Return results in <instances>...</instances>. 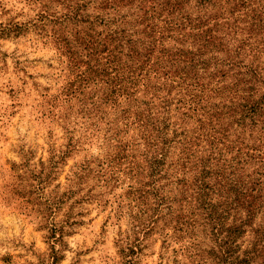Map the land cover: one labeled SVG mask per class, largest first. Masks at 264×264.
I'll use <instances>...</instances> for the list:
<instances>
[{
    "label": "trees",
    "instance_id": "trees-1",
    "mask_svg": "<svg viewBox=\"0 0 264 264\" xmlns=\"http://www.w3.org/2000/svg\"><path fill=\"white\" fill-rule=\"evenodd\" d=\"M57 1L63 12L46 5L39 23L68 55L62 92L92 132L105 122L115 151L95 174L123 180L137 209L124 264L155 232L202 264H264V0ZM67 128L60 158L80 142Z\"/></svg>",
    "mask_w": 264,
    "mask_h": 264
},
{
    "label": "rangeland",
    "instance_id": "rangeland-1",
    "mask_svg": "<svg viewBox=\"0 0 264 264\" xmlns=\"http://www.w3.org/2000/svg\"><path fill=\"white\" fill-rule=\"evenodd\" d=\"M46 5L52 14L64 10L57 0H0V264H124L120 244L137 209L121 196L123 180L106 184L95 174L114 142L104 121L99 131L87 127L79 98L72 107L65 99L73 70L53 23H39ZM67 127L80 142L60 158ZM88 158L93 171L81 186L74 173ZM199 240L198 252L210 255L211 238ZM181 243L155 232L137 264L203 263Z\"/></svg>",
    "mask_w": 264,
    "mask_h": 264
}]
</instances>
